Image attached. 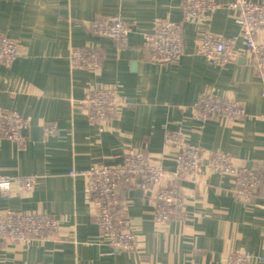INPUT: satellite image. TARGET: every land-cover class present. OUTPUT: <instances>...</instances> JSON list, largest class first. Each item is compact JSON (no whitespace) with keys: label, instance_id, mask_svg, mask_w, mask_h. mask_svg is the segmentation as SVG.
Returning a JSON list of instances; mask_svg holds the SVG:
<instances>
[{"label":"crops","instance_id":"0c3cea01","mask_svg":"<svg viewBox=\"0 0 264 264\" xmlns=\"http://www.w3.org/2000/svg\"><path fill=\"white\" fill-rule=\"evenodd\" d=\"M183 1L0 0V33L17 42L14 62L0 63V109H13L27 121L24 146L0 135V174L37 178L29 193L13 183L8 197L0 194V211L51 215L59 229L57 239L0 240V264H227L235 253L247 264H264L262 200L256 191L252 201L240 198L233 174L204 165L200 183L182 182L183 214L167 223L154 222V193L123 191L121 229L136 238L135 252L109 245L85 179L68 174L120 164L128 148L170 170L188 144L202 147L205 163L221 152L238 166L264 168V73L245 54L220 66L197 53L206 32L241 40L237 14L229 0H214L218 8L201 20H185ZM101 16L120 17L131 27L126 44L93 34L92 22ZM158 19L182 28L183 54L169 63L145 57L144 34ZM75 49H98L103 63L96 70L75 66ZM93 88L116 91L117 117L90 119L85 100ZM205 92L238 100L257 118L202 124L194 103ZM49 124L53 134L46 132ZM167 133L177 135L178 144L166 143Z\"/></svg>","mask_w":264,"mask_h":264},{"label":"built area","instance_id":"2783aa9c","mask_svg":"<svg viewBox=\"0 0 264 264\" xmlns=\"http://www.w3.org/2000/svg\"><path fill=\"white\" fill-rule=\"evenodd\" d=\"M227 7L236 12L240 23V37L227 38L206 32L202 37L198 55L207 62L224 65L234 61L242 54L254 70L264 73V1L229 0ZM218 8L214 0H184L183 16L185 20H201L206 12ZM93 34L110 38L116 46L127 43L131 27L117 16H101L92 22ZM184 38L182 28L169 19H158L153 29L144 34V52L146 60L163 64L177 59L183 54ZM17 56V42L0 33V63L11 65ZM103 53L98 49H75L71 60L75 66L96 70L103 63ZM88 116L94 122L111 120L118 116L121 101L113 89L93 88L85 100ZM195 118L202 124L210 119L244 122L255 119L244 105L235 99H227L213 93H201L195 103ZM264 122V113L259 115ZM27 121L15 110L0 109V135L12 141L18 147L24 146L26 139L23 129ZM46 132L53 134L54 127L49 124ZM165 142L178 144V137L167 133ZM219 174H233L234 191L243 200L252 201L256 191L262 200L264 210V168L238 166L230 154L212 152L207 163L204 151L196 144L182 147L175 157L173 169H165L161 164L152 163L142 151L132 148L122 154V162L113 166H90L85 169H71L70 176L85 179L90 193L97 203V224L101 233L108 235L112 248L126 252L138 249L136 238L121 229L122 211L121 193L135 188L154 193V222L167 223L183 214L184 193L182 182L200 183L202 167ZM15 184L22 193L31 192L37 185L35 176L10 177L0 174V194L8 197ZM57 220L45 214H18L0 211V240L4 243H30L57 239L59 237ZM241 254H231L227 264H247Z\"/></svg>","mask_w":264,"mask_h":264}]
</instances>
